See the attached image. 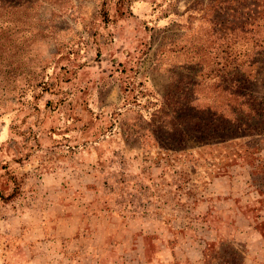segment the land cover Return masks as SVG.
Listing matches in <instances>:
<instances>
[{
    "label": "rangeland",
    "instance_id": "rangeland-1",
    "mask_svg": "<svg viewBox=\"0 0 264 264\" xmlns=\"http://www.w3.org/2000/svg\"><path fill=\"white\" fill-rule=\"evenodd\" d=\"M22 1L0 264H264V118L225 147L160 128L187 84L200 107L245 75L264 98V0ZM225 58L230 85L210 71Z\"/></svg>",
    "mask_w": 264,
    "mask_h": 264
},
{
    "label": "trees",
    "instance_id": "trees-1",
    "mask_svg": "<svg viewBox=\"0 0 264 264\" xmlns=\"http://www.w3.org/2000/svg\"><path fill=\"white\" fill-rule=\"evenodd\" d=\"M25 3L26 2L22 0H0V104L3 100L8 99L10 93L17 91L15 90L16 82L19 81L18 79L21 72L19 70L20 65H16V62L20 61V57L25 50L20 41L17 42V45L13 44V39L11 37L14 35L11 33L5 16H7L11 10L13 12L21 11ZM14 32L19 31L17 30ZM215 63L216 65L210 68L211 73L214 75L212 78L221 80L223 77L221 81L227 82L229 77V69L227 68L229 61L225 58L224 61H217ZM241 75L244 76L245 73L242 72ZM36 80L37 78L35 77H26V82L27 84L29 83V85H32L30 84L31 81ZM230 82H232L231 86L226 84L223 87V85H221L222 88H220V91H218L214 97L218 98L219 101L216 102L214 99L213 107L193 105V100L188 99L187 95L189 94L188 91L194 94L195 84L193 83V88L187 84L185 90L182 91L184 102L178 103L176 109L173 110L177 117L167 124L162 125L160 128L169 136L171 135L170 138H174V133H177L180 137L189 136L193 133L192 131L215 135L221 138L218 140V142L221 143V147H225L228 140L231 139L230 141L232 142L234 141L232 140L233 138L241 137L249 133L253 128L249 125L250 122L248 123L247 121H250V118L253 117L260 121L264 118V98H258L251 92L243 89L244 85L242 83L248 82L247 75L241 80L240 78H235ZM39 83H44V81L41 80ZM227 83L229 84V82ZM18 90L19 94L23 91L22 88ZM198 120H200V122H198ZM188 124L189 127H187ZM263 125L264 124H255V127L262 128L261 131L257 130V134H264ZM186 128H188V130ZM228 132L231 133V138L225 139L222 135ZM175 141L176 140L171 139L166 142V145H169L167 147L174 149L173 147L176 146L174 144ZM180 141L185 140L179 138L177 143ZM235 145H237V142H235Z\"/></svg>",
    "mask_w": 264,
    "mask_h": 264
}]
</instances>
